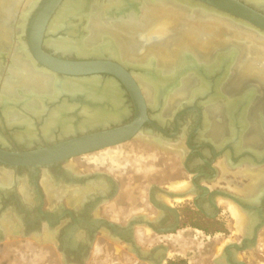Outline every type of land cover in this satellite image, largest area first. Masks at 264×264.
<instances>
[{
    "label": "flooded vegetation",
    "instance_id": "1",
    "mask_svg": "<svg viewBox=\"0 0 264 264\" xmlns=\"http://www.w3.org/2000/svg\"><path fill=\"white\" fill-rule=\"evenodd\" d=\"M98 1L103 2L104 0ZM140 1L143 4L137 5L136 16L138 18L143 16L148 4L143 0ZM147 1L162 4L168 0ZM249 1L264 6V2ZM85 3L87 13L90 4ZM126 3L128 10L136 8L133 5H128L129 1ZM65 4L66 0H63L57 7L58 12L51 16L48 26L53 23L54 18L58 17ZM190 5V10H200V5ZM180 6L188 7L189 5ZM127 12H122L121 17L125 15L124 19L129 18ZM114 13L109 12L108 15L113 21H116L120 18L118 16L120 13ZM69 17L71 20H66V24L68 23L67 25L75 29L74 34H77V37L74 34L71 36L64 28H61L57 34L46 33L42 37L40 45L42 50L69 60L86 58L83 56L88 58L104 57L120 63L128 73L133 74L135 79L138 75L145 80H150L145 73V68L141 65L142 62L138 60H133L132 64L127 65L119 60L120 57L117 58V56L106 52L81 54L74 47L60 48L53 45L52 38L58 39L67 35L78 39L88 33L89 17L72 15ZM229 21L231 22V20ZM17 23L12 24L14 28L18 26L15 25ZM240 25L239 23L238 26ZM16 31H20V33L14 35V30L10 41L0 38V89L6 75L10 77L8 78L10 85H13L15 81L19 82L16 86L19 92L12 97L9 92L3 89L0 91V148L9 151H30L39 146L52 145L60 140L121 127L133 123L135 120L139 122V125L132 138L122 143L61 158L48 165L32 168L28 165L10 166L0 162V172L5 170L11 175L9 181L0 183V259L6 258L5 256L10 255V252L13 253L16 248L25 249L28 247L25 241L32 237L38 239L37 247L42 249L47 245L42 244L43 239L48 240L50 237V241H53L52 245L61 253V257L66 262L84 264L97 236L112 235L115 240L121 241L127 249L137 248L140 250L141 258H150L154 264H161L169 258V246H172L173 236L180 230L189 229L192 226L194 229H201L200 231L206 236L218 232L227 233L229 230L232 234L236 233L232 228L225 229L224 214L226 212L231 217L232 227H236V223L233 221L235 217L229 204L219 202V198L223 197L237 203L247 215L248 222L239 238L229 239L219 254L213 255L212 253L213 261L215 264H254L243 259L241 254L257 244L260 232L264 227V180L253 193L237 191L231 186L249 189V177L236 176L234 172L237 169L254 167L264 173V168H262L264 167V112L261 113L262 115L260 114L255 125L251 117L252 109H255L253 108L254 92H259V95L263 96L264 91H261L257 85L255 86L258 90L257 88L256 90L251 89L250 84L245 85L248 87L246 90L244 88L234 89L232 90L234 95L230 97L234 100V106L222 108L223 103L228 101L226 100L228 93L223 84L229 75L227 71L231 70V67H234L237 62L238 53L233 61L231 59L230 66H227L228 62H219L213 73L207 72L206 76L201 74L208 84L201 92L194 89L187 97L175 101L170 100L171 94L182 87L183 79L189 74V72H185V69L175 72L172 77V81H175L174 86L167 87L166 85L164 88V90H170L166 92L167 94L161 91L159 97L157 98L156 94L152 100L147 99L144 87L136 79L139 84L137 87L139 90L141 89L145 99L144 104L135 101L134 86L126 84L113 73L101 72V78L95 77L94 79L99 86L112 83L118 96V102L114 104L107 98L88 100L79 90L75 92L62 90L56 94L53 92L44 93L40 91L42 90L41 84L33 81L32 75L24 77L25 83H21L23 79L19 75H15L14 71L16 74L17 72L21 74L23 70L27 73L25 62L28 59L30 71L36 72L42 77L45 76L42 74L44 69L41 67H47L32 55V47L29 45L30 37L24 34L25 30L23 35L20 27ZM152 64L154 67L162 69L157 58H154ZM196 64L194 63V66ZM8 67H13V69H8L5 72ZM55 77L58 80H64L59 79L56 75ZM191 77L192 75L188 76V78ZM25 86L32 91H40L41 94L28 93ZM101 91L104 89H101L98 95L103 94ZM89 94L91 95V92ZM4 96L7 98H3ZM32 98L44 103L37 113L27 111L23 107L25 101H31ZM4 99L13 104L12 108L23 110L25 115L20 119L16 118L8 122L5 116V106L2 103ZM63 106H68V109L62 110V118L65 121L56 123L47 134L44 126L48 117ZM85 109L101 114L103 111L106 116H103L104 119L99 122L85 126V121L88 118L84 112ZM107 113H115V117L109 116ZM66 119H71V122ZM31 122L33 123L32 129L28 128V124ZM250 124L254 127H251ZM216 125L220 133L223 129L221 138L216 137L213 132ZM65 126L70 127L71 130L63 131ZM253 129L260 130L259 133L257 132L255 140L249 139L248 136ZM28 132L32 136H28ZM217 133H219L218 130ZM128 141H135L136 144H139L141 146L139 151L148 146L154 149L152 152L169 155L172 159L173 157L174 159L178 158L179 177H183L179 180L189 182L188 187L180 190L181 196L170 195V192L173 191L170 188L172 181L170 179L163 183L157 181L151 183L148 195L145 197L143 195V189L146 186L144 183L138 181L129 183L125 178L115 173L109 162L102 169L90 163H80L75 160L81 155L123 145ZM172 159L165 160L158 157L157 169L161 171L169 169L173 162ZM220 160H223L231 169V172L225 173L226 178L224 179L220 178L222 175ZM228 180L237 182H232V185L229 186ZM217 182L219 183L217 184ZM246 184L248 185L246 186ZM177 197L181 198L179 201H183V204L175 203L179 202ZM186 223H189L190 226H185ZM9 236L17 237L18 240H24V242L15 244ZM253 239L255 242H252ZM151 243L155 245L151 253L145 254L141 251L142 247L152 245Z\"/></svg>",
    "mask_w": 264,
    "mask_h": 264
},
{
    "label": "bare ground",
    "instance_id": "2",
    "mask_svg": "<svg viewBox=\"0 0 264 264\" xmlns=\"http://www.w3.org/2000/svg\"><path fill=\"white\" fill-rule=\"evenodd\" d=\"M38 1L39 0H31L29 3L24 5L25 0H0V16L2 17L0 18V38L2 37L5 40L10 41V37L13 34L12 32L14 29L17 30L18 27H20L23 35L24 25L28 20V15H30L34 4ZM126 1H129L128 5H133L136 8L128 10ZM143 1L148 4L144 10L143 16L138 18L136 16V13H138L136 10H138L137 5L142 3L140 0H104L103 2H99L98 0H66V4L61 8L58 17L54 18L55 20L52 24H50L49 31L55 32L64 28L72 36V34L75 33V29L72 28V26L67 25L68 23L66 24V20H71L69 15H72L89 17L90 24L88 30L90 33L88 36L82 35L83 37L78 39H75L77 34H74L76 36L75 38L68 37L66 35L62 38H52V40H50L53 41L52 43L56 47H74V49L81 54L106 52L113 56H117V58L120 57L119 60L127 65L132 64L131 61L127 60L129 58L140 59L138 61L142 62L141 65L145 68V73L150 80L147 79V81L142 77V80H140L141 78L136 79H138L139 83H141L144 87V92L149 100L154 99L156 94L158 98L161 91L164 94L169 92L170 90H164V88L166 85L169 87V85H173L175 83V81H172V77L175 75V72L180 69H182V71L185 69V72H189L187 76L185 75L186 77L183 79L184 82L182 83V87L180 89L187 91L189 95L194 89L201 92L204 86L208 85L206 84L204 78L201 77V74L206 76L207 72L213 73L216 66L219 65V62H228L227 66H230L229 63L231 59L233 61L239 51H242L240 52V56L242 55V58L236 66L233 68L231 67V70L227 71L230 76L227 75V79L223 84L224 89L228 93V98L226 99L228 101L223 103L222 108L234 106V100H232L233 98L230 99V97L234 95V91L232 90L235 89V85L238 84L239 87V83L248 81L251 78L254 82L250 84V86L257 85L261 91H264V36L259 38L258 35L254 34L251 29L254 31L257 30L253 26L248 25L244 21L239 22V20H234L233 18H236V16L230 13L228 15L233 18L212 12V8H206L207 5H203V3L199 2V0L196 2L194 0H168L171 1V3L164 5L154 4L150 0V2L147 0ZM255 1L264 2V0ZM85 2L90 4V8L87 13L85 11ZM190 4L200 5V10H190ZM20 5H24V8L22 11L16 12L17 19L15 22L18 23L15 25L18 26L14 28L12 25L14 24V21L10 20V16L14 15L15 10L17 11L18 6ZM180 5L189 6L184 7ZM125 11H128L127 13L130 16L129 18L124 19L123 16L125 15L121 17L123 14L122 12ZM190 11H194L195 14L191 15L192 13L190 14ZM109 12H119L120 14L118 13L119 15H117L120 18L116 17L119 19L113 21L110 15H108ZM207 14L219 15V17H225L237 24H233L229 20L207 18ZM239 23L242 26H238ZM17 33H20V31H15L14 35ZM192 48L196 51H192ZM24 56L26 55L24 54ZM240 56H238L236 60H238ZM154 58H157L158 60L160 58L161 63H159V66L162 69H159L157 66H153L152 61H154ZM28 61L25 62L27 73L23 70L21 74L18 72L16 74L15 71L14 74L19 75L21 79L28 75H32L33 81L41 84L42 90L40 91H43L44 93L53 92V94H56L62 90H68L71 92L79 90V92L83 93L88 100H93L94 98L102 100L107 98L114 104H117L118 102V96L115 93L112 83L99 86L98 82L94 78L86 80H58L52 72L45 70L42 71V74L45 77H42L40 74L30 71L31 67ZM194 63L197 64L194 66ZM196 72L199 73L197 74ZM190 75H192V77L188 78ZM246 76L248 78H246ZM178 77L179 76L176 78ZM230 79L231 81H229ZM259 80L262 81L261 85L258 84V82H260ZM5 83L6 84L4 85L3 90L9 92L11 97L19 92L16 89L19 82L16 83L15 81L13 85H10V81L8 80ZM21 83H25L24 79L21 80ZM243 88L246 90L247 87L245 86ZM101 89H104V91H101L103 94L98 95V92ZM25 90L29 91L28 93H34L37 95L41 94L40 91H32L31 89H28L27 86H25ZM90 92L91 95L89 94ZM3 98H7V96H4ZM2 103L4 104L3 106H5V116L8 122H11L16 118L20 119L25 115V112L20 108H12L11 105L13 104L9 102V100L4 99L2 100ZM24 105L25 106L23 107L25 110L37 113V111H40L44 103L42 101L40 102L36 98H32L31 101H25ZM65 109H68V106L61 107L48 117L46 125L44 126L47 134L50 132V128L56 125V123H63V121H65L62 118V110ZM84 112L86 116H88L85 121L86 125L84 124L85 126L99 122L104 119L103 116H106V113L103 111L102 114L88 109H85ZM108 114L109 116L115 117V113H107V115ZM66 121L71 122V119H66ZM127 125L135 127L139 125V122ZM32 127L33 123L31 122L28 124V128L32 129ZM70 130V127L65 126L63 131L68 132ZM28 136H32L30 132H28ZM249 137L253 138L251 135H249ZM46 152L62 153L59 145L54 146L48 151L38 153L41 154ZM220 164L225 167L224 161H220ZM235 173L247 176L250 180L249 189L245 188L246 190L241 186H231L237 191H250L253 193L258 185L264 180V173H261L254 167L240 168ZM247 185L248 184H246V186ZM188 186L189 182L185 180L170 183V188L175 191H180ZM177 199L180 200L181 198L179 197ZM220 201L229 204L233 216L235 217L237 229L241 232L244 231L246 227L245 225H247L248 222V217L245 212H243L241 207L232 201V199L220 197L219 202Z\"/></svg>",
    "mask_w": 264,
    "mask_h": 264
},
{
    "label": "rangeland",
    "instance_id": "3",
    "mask_svg": "<svg viewBox=\"0 0 264 264\" xmlns=\"http://www.w3.org/2000/svg\"><path fill=\"white\" fill-rule=\"evenodd\" d=\"M29 1H31V0H25L24 5L29 3ZM168 3H171V1L164 2L161 5L168 4ZM24 5L18 6L17 11L15 10V12H14L15 18H14V15H12V16H10V20L15 21L17 19V13L16 12H18L20 10L22 11L24 8L23 7ZM190 14L194 15L195 13H194V11H190ZM215 16H217V15H208V14L206 15L207 18H218L217 20H220V19L229 20L225 17H221V16L215 17ZM0 18H2V17L0 16ZM233 24H235V23H233ZM251 31L254 34L258 35L259 38H262L263 35H261L257 31H254L252 29H251ZM251 31H249V32H251ZM89 33L90 32L88 31L86 36H88ZM202 40H204V39H202ZM14 46H15V43H14ZM192 51L195 52L196 50H194V48H192ZM240 52H242V51L238 52L239 53L238 56H240ZM241 56L237 60L236 64H238V62L242 58ZM127 60L133 61V60H140V59L129 58ZM159 63H161L160 58H159ZM236 64L234 66H236ZM8 69L12 70L13 67L6 68L5 72H7ZM136 76H137V78H141L138 75H136ZM8 78H10V77H8L6 75L4 80H3V84H2L0 91L3 89L5 82L8 81ZM246 78H248V77L246 76ZM140 80H142V79H140ZM250 80H248L250 82L244 81L243 83H239L240 84L239 87H238V84L235 85V89H242L243 87H245V85L252 84L254 82V80L252 78ZM261 83H262V81L258 82L259 85H261ZM249 87L251 89L254 88L255 90L257 88L255 85H252ZM263 87H264V84H263ZM257 90H258V88H257ZM145 96H146V93H145ZM187 96H188L187 91L179 89V90H177L171 94L170 100L175 101L177 99L184 98ZM261 96L262 95H259V92H254L253 100H255L256 105L254 103L253 108H255V109L251 113V117L253 120H256V121L258 120L260 114L264 112V97H263L264 95L262 97ZM256 106H258V107H256ZM140 147L141 146L139 144H136L135 141H128V142L124 143L123 145L110 147V148L102 150V151H96V152H91V153H88L85 155H81L80 157L76 158L75 160L77 162H80V163H90L91 165H94V166H96L98 168H102V169H104L105 166L109 162L112 165L115 173H117L118 176L125 178V180H127L129 183L131 181H138L140 183H144L146 185L143 189V191H144L143 195L145 197L148 195L149 185H152L154 182L157 181V182L163 183V182H166V180H168V179H170L174 182L176 180H179L180 178H183V177H179L180 169H179L178 158L175 157V159H174V157H173V159H172V157H170L169 155H165V154H162V153H159L156 151L152 152L154 149L151 147H148V146H146L144 149L139 151ZM160 155H162V156H160ZM158 157H162L165 160H167V159L173 160V162L169 166V169L166 168L163 171L157 169L156 165H157V158ZM220 161H223V160H220ZM220 161H219V163H220ZM220 167H221V171H222V175L220 178L224 179V178H226L225 173L231 172V169L226 164H225V167L221 166V164H220ZM170 168L172 169L171 171H170ZM262 168H264V167H262ZM262 168H260V169H262ZM237 170L235 172H237ZM235 172H234V174L236 176L241 175V174H236ZM228 182H229V186H231L232 182H237V181L228 180ZM218 183L219 182H217V184ZM177 198H179V197H177ZM220 202L226 203L223 201H220ZM175 203L183 204V201H179V202H175ZM233 221H235V219ZM224 222H226L225 229L232 228L236 231V233L232 234V232L229 230V231H227V233L218 232V233H212L214 235L206 236L202 231H200L201 229H199V228H198L199 230L194 229V227L190 226L189 223H186L185 226H187V227L190 226L189 229L180 230L177 232L176 235L173 236L174 241H173L172 245H173V248L175 249V253L172 254L171 257L172 258H178V257H182L181 255H183L185 257V259H187L188 264H215V262L213 261V258H212L213 257L212 253H213V255L219 254L221 252L224 244L227 243V241L229 239H237L241 235V231H239L237 229V226L232 227V225H231L232 220H231V217L228 215V212H226L224 214ZM234 223H236V222H234ZM9 237L12 239V241H14L15 244H18L19 242H21V243L24 242V240L23 241L18 240L17 237H15V238H12L11 236H9ZM43 238H45V237H43ZM37 240L38 239H36L35 237L30 238V240H26L25 242H26L28 247H26L25 249L16 248L15 251H13V253L10 252L11 256L9 259L6 258L5 261L0 259V264H13V262H16V264H30V263L31 264H71L68 261L66 262L64 259H63L62 263L60 262L61 253L57 249H55V247L52 245L53 241H50V237L48 240L43 239V241H42V244L48 245V246L46 245V247H45V248L48 247L46 254H45L46 258H42L41 254H40L41 249H39V247H37L38 246ZM110 244H111L110 247H113V244L112 243H110ZM30 245H31V248H30ZM119 245H120V241H117L118 249H119ZM241 257L243 259H247V260L253 262L254 264H264V227L260 232L257 244L252 249L247 250V251H243L241 254ZM110 260H111L110 258L107 259V261H110ZM116 264H120V263H116Z\"/></svg>",
    "mask_w": 264,
    "mask_h": 264
},
{
    "label": "water",
    "instance_id": "4",
    "mask_svg": "<svg viewBox=\"0 0 264 264\" xmlns=\"http://www.w3.org/2000/svg\"><path fill=\"white\" fill-rule=\"evenodd\" d=\"M194 1L196 2L197 0ZM62 2L63 0H39L34 4L30 15H28V21L24 25V34H27L30 37L29 45L32 47V55L35 56L42 65L47 67L45 68L43 66L41 68L45 71L49 70L59 77V79L75 78L86 80L95 77L101 78V72L113 73L120 77L126 84L134 86V91H132L136 94L135 101L144 104L145 99L137 87L136 79L133 74L128 73L125 70V67L120 63L100 56L88 58L87 56L82 55L86 58L69 60L56 57L41 49L40 45L42 37L46 33L51 34L48 26L51 16L58 12L56 8ZM199 2H202L203 5H207L206 8H212V12L221 14L222 16H229V13L235 15L236 18L229 17L236 21L239 20V22H246L248 25L253 26L258 33L264 36V6L262 4L251 2L249 0H199ZM59 31L60 30H57L53 33L57 34ZM135 122L137 121L135 120L133 123ZM137 127L138 126L133 127L132 125H126L54 142L52 145H59L62 153H38L50 150L54 147L51 145L39 146L33 151H9L0 148V162L10 166L28 165L32 168L48 165L55 160L66 158L70 155H78L122 143L123 141L132 138ZM170 195L181 196L182 193L173 190L170 192ZM252 242H255V239H253ZM218 263H220V261H218Z\"/></svg>",
    "mask_w": 264,
    "mask_h": 264
},
{
    "label": "crops",
    "instance_id": "5",
    "mask_svg": "<svg viewBox=\"0 0 264 264\" xmlns=\"http://www.w3.org/2000/svg\"><path fill=\"white\" fill-rule=\"evenodd\" d=\"M253 110L254 109H252V112H253ZM216 122H218V121H216ZM253 122L255 125L256 121L254 120ZM254 125L250 124L251 127L252 126L254 127ZM217 130L219 133H217ZM253 130H254V132H253ZM253 130L250 132V134H248V136L251 135L253 137V139L255 140V138H257L256 134H257V132H260V130H257V129H256L257 131L255 129H253ZM213 132L215 133L216 137L218 136V138H221L223 135V129H221V133H222L221 134L217 125H216ZM176 151H178V150L176 149ZM10 178H11V175L8 171L3 170L2 172H0V183L3 184L4 181H9ZM176 181H179V180H176ZM171 182H173V181H171ZM117 241L118 240H115L112 237V235H108V237L97 236V238L94 242V245L92 246V249L90 251V254L87 257L86 262L84 264H116V263H120V264H154L150 258H141L139 255L140 250H138L137 248L127 249L125 247V245H123V243H121V241H120V245H119V249H118ZM110 243L113 244V247H110V245H111ZM154 246L155 245H153V244L152 245L149 244L145 247H142V248L140 247V248H141L142 252H144L145 254H149L154 249ZM44 248L45 247H42V249L40 250V252H41L40 254H41L42 258H46L45 254H46V251L48 249V248L47 249H44ZM168 250H169L168 251L169 258H167L168 260L165 259L161 264H167L172 259L171 255L175 253V249L173 248V245L169 246ZM9 256L10 255H7L5 257L7 259H9L10 258ZM181 256L184 257L183 255H181ZM6 258L3 257V260L5 261ZM108 258H110L111 260L107 261ZM60 262L61 263L63 262L62 257L60 259ZM13 264H16V262H13ZM71 264H77V263H71Z\"/></svg>",
    "mask_w": 264,
    "mask_h": 264
},
{
    "label": "trees",
    "instance_id": "6",
    "mask_svg": "<svg viewBox=\"0 0 264 264\" xmlns=\"http://www.w3.org/2000/svg\"><path fill=\"white\" fill-rule=\"evenodd\" d=\"M167 264H188L184 257L172 258Z\"/></svg>",
    "mask_w": 264,
    "mask_h": 264
}]
</instances>
